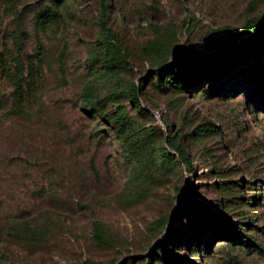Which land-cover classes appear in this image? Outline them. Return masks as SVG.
Here are the masks:
<instances>
[{
	"label": "rangeland",
	"instance_id": "obj_1",
	"mask_svg": "<svg viewBox=\"0 0 264 264\" xmlns=\"http://www.w3.org/2000/svg\"><path fill=\"white\" fill-rule=\"evenodd\" d=\"M254 32L264 0H0V264H264V45L190 91L187 69L156 75ZM113 112L148 142L146 171ZM199 203L249 242L211 236Z\"/></svg>",
	"mask_w": 264,
	"mask_h": 264
},
{
	"label": "trees",
	"instance_id": "obj_2",
	"mask_svg": "<svg viewBox=\"0 0 264 264\" xmlns=\"http://www.w3.org/2000/svg\"><path fill=\"white\" fill-rule=\"evenodd\" d=\"M58 19L57 13H47L45 15L39 16L38 21L42 20V22H54ZM256 27V26H254ZM252 27L251 31L255 30ZM255 42L257 46L252 47V43ZM264 45V35L261 37L254 32L248 38L240 41L239 43H232L231 45H227L215 52L206 53L205 51H199L194 48H190L183 53L176 54L173 59L169 60V56H166L159 67L157 69L156 75L161 79L163 78L164 82H173L176 83L175 74L179 69H187L189 71L188 78L183 82L185 86H189L190 88H186V90L190 91L189 89L199 88L200 83L203 81L208 82H221L224 80L232 79L234 74L236 73L237 69L232 71L234 67H236L237 63L240 59L248 58L250 59H257V57L261 56V50ZM111 62L110 67L116 66V59L113 58L109 59ZM167 63V64H165ZM251 63H248L245 66L247 71L251 70ZM253 73L256 74L258 78H262L264 80V69H257L255 68ZM19 79L15 81V83L19 84ZM138 86L132 84V87L127 92V97L129 98L130 103L135 105L137 103V94L136 91ZM83 96L86 99L92 97V94L89 92H84ZM99 105L97 102H90L91 110L98 113L101 110L100 107H96ZM101 120L104 123H113V132L116 139L123 143L124 150L129 153V156L132 160L140 165L142 171H146L150 166L153 165V159H150L151 156L148 154V142L143 139L141 135H138V129L135 128L132 121H129L122 116L118 115L117 113H108L101 116ZM180 155V158L185 162L187 165H190L185 157L184 154L177 150ZM171 157V153L166 151L164 148L159 150V159L160 161L167 162L168 159ZM198 207L200 211L205 214L206 218V225L209 227V231L212 228L216 230L210 232L211 236L220 238L219 240H223L225 242H234V243H248V238L240 234L230 220L226 219L221 215L218 211L212 209L209 205L205 203H199ZM169 259V257H165Z\"/></svg>",
	"mask_w": 264,
	"mask_h": 264
}]
</instances>
